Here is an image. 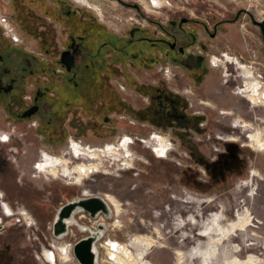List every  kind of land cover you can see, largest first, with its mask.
Listing matches in <instances>:
<instances>
[{
	"label": "rangeland",
	"instance_id": "obj_1",
	"mask_svg": "<svg viewBox=\"0 0 264 264\" xmlns=\"http://www.w3.org/2000/svg\"><path fill=\"white\" fill-rule=\"evenodd\" d=\"M50 1L37 0L30 10L24 0L15 3L20 33L30 39L23 45L34 49L40 57H44L48 39L41 29L47 25L42 10ZM67 1L120 31L131 26L135 18L142 20L135 8L118 0H88L96 9L76 0ZM124 1L138 3L145 16L164 23L178 12L207 19L233 17L241 9H248L258 21L264 20V0H156L162 2L159 8L151 6V0ZM223 28L219 41L210 42L211 55L220 48L221 53L242 56L245 69L254 71L252 81H256V71L264 76V41L260 27L244 14L237 23ZM6 38L13 42L10 37ZM225 62L222 57L215 66L210 65L209 81L193 88V93L188 87L185 93L190 98L194 96L197 109L207 114V120H201L200 126L180 124L171 118L162 120V126H148L147 121L145 126L128 125L124 123L137 122L133 114L129 116L116 110L112 111L115 123L106 125L100 119L94 126V114L85 107L76 111L71 122L66 121L64 126H37V118L33 120L34 126H17L16 136L13 140L8 138L9 141L2 139L5 140L6 134L9 136L14 126H0V144L4 150L9 152L13 147L18 151L0 163L3 171L0 188L12 191L15 186L29 194L28 201L18 200L11 193L6 196L0 189L6 201L0 202V264H79L73 253L74 244L89 235V229L98 230L100 223L104 229L97 242L96 264H121L108 257L105 243L110 241L129 245L131 255L127 250L125 264H237L250 260V264H264V150L258 149L251 139L256 135L264 142V105L260 102L252 105L237 92L242 81L230 87L223 83L228 78L222 76ZM167 69L162 70V82L174 88L171 79L174 70L169 68L171 72L166 73ZM147 73L142 74L144 78H149ZM261 80L264 84V79ZM260 84L258 81V87ZM217 89L222 93L215 92ZM262 89L258 91L260 94ZM213 91L221 94L216 103L206 97ZM121 97L122 101L126 97L131 109L134 105L149 107L147 100H141L134 92L126 95L121 91L120 98L115 99L121 102ZM116 107L110 105L112 109ZM230 107H237L235 119L252 126H222L218 110ZM156 135H163L161 138L166 140L168 146L162 154L167 150V157L158 156L160 144ZM129 137L133 140L130 147L122 142ZM72 141L82 143L83 150L91 157L76 160L70 152ZM121 142V147H113ZM160 143L162 148L161 140ZM7 163L12 166V174H8ZM41 164L42 169H37ZM78 165H92L99 171L94 169V173L78 184L79 172H75ZM92 195L114 198L120 205L119 215L110 204V218L100 215L92 219L78 211L71 218L69 234L63 238L53 234L57 212L50 215L47 226L37 224L35 218L40 217L42 221V217H48L47 213L35 212L38 206L55 204L58 211L70 200ZM5 203L12 207L14 215H5ZM47 250L54 252L55 262L42 255Z\"/></svg>",
	"mask_w": 264,
	"mask_h": 264
},
{
	"label": "flooded vegetation",
	"instance_id": "obj_2",
	"mask_svg": "<svg viewBox=\"0 0 264 264\" xmlns=\"http://www.w3.org/2000/svg\"><path fill=\"white\" fill-rule=\"evenodd\" d=\"M26 1L24 0L27 3L26 8L30 10L34 8L37 0ZM76 1L97 8L88 0ZM15 3L17 4L18 0H0V8L9 13L17 25L19 35L15 40L7 36L3 29L0 30V126H14L9 136L5 135V140L1 135L2 141H7L8 138L13 140L17 126H34L35 118L38 119L37 126L67 125L66 121L71 122L75 112L83 107L94 114V126L98 125L100 119L106 125L115 123L112 114L114 110L129 113V116L133 114L137 122L124 123L128 125L131 123L134 126H145L147 121L148 126H162V120L171 118L180 124L200 126L201 120H207V114L204 110L197 109L199 106L194 102V96L190 98L185 96V93L188 87L193 93V88L206 84L211 76L208 67L215 66L222 57L226 61L225 66H222V76L228 77L223 83H228L227 86L230 87L242 81V85L237 87V92L252 105L257 104L251 95L259 91L258 81L257 78L255 82L251 80H255V76L253 71L248 72L245 69L242 56L240 60L238 56H231L228 52L221 53L220 48L216 50L215 55L210 53V42L219 41L224 25L237 23L244 14L250 16L246 11L248 9L238 10L233 17L214 16L207 19L193 16L191 13L178 12L164 23L145 16L138 3L124 1L121 3L135 8L142 20L148 23L146 25L142 20L135 18L131 26L120 31L107 26L102 19H95L92 12L78 10L67 0H52L46 3L43 9L45 12L51 9L52 14L42 15L47 25L41 29L47 33L48 39L43 51L44 57H40L34 49L23 45L25 40L28 42L30 39L20 33L18 8ZM136 4L139 7H136ZM150 5L158 8L163 6L161 1L156 0H151ZM29 22L28 20L27 23ZM6 37H10L13 42ZM228 64L234 66L229 67ZM164 68H168L166 73L171 72L169 68L174 70L171 78L174 88L163 84ZM147 72L149 78H144L142 74ZM153 72L158 73L153 75ZM245 81L248 82L247 85ZM115 88L126 95L136 93L141 100H147L149 107L134 105V109H131L126 97L123 101L121 97V102L115 99L118 96L120 98L121 94V91ZM215 92L222 93L220 89ZM215 92L206 97L216 103L221 94L217 95ZM101 102H104L103 106ZM110 105H116L117 109L110 108ZM236 110L237 107L218 110L222 115V126H252L251 123L243 124L241 119H235L234 114L238 113ZM216 121L219 122L220 119ZM161 136L157 139L160 144L159 156L163 155L168 146ZM124 142L128 145L127 140ZM14 153L18 151L13 147L6 152L0 144V163L3 158L9 160ZM16 160L18 159L15 158ZM9 166L8 170H11L12 166ZM79 166L82 168L77 166L75 172H79L80 179L86 177L94 167ZM39 168L42 169V164ZM2 173L0 166V175ZM0 197L3 198V195ZM106 198L119 215L118 201L111 197ZM129 252L131 255V251ZM42 255L50 260L44 253ZM121 255L128 256L127 251ZM53 260L51 263L55 262L56 257Z\"/></svg>",
	"mask_w": 264,
	"mask_h": 264
},
{
	"label": "water",
	"instance_id": "obj_3",
	"mask_svg": "<svg viewBox=\"0 0 264 264\" xmlns=\"http://www.w3.org/2000/svg\"><path fill=\"white\" fill-rule=\"evenodd\" d=\"M118 1L124 2L123 0ZM135 6L139 7L137 4ZM246 11L252 17L253 23L260 27L264 41V20L258 21L248 10ZM78 211H83L92 219H97L100 215L104 218H110L112 216L110 205L102 196H82L78 199L70 200L63 204L57 211L53 225V234L56 238H63L69 234L70 225L68 220ZM103 229L104 224L100 223L98 230L89 229V235L81 238L74 244L73 253L79 264H96L94 244L100 239Z\"/></svg>",
	"mask_w": 264,
	"mask_h": 264
},
{
	"label": "bare ground",
	"instance_id": "obj_4",
	"mask_svg": "<svg viewBox=\"0 0 264 264\" xmlns=\"http://www.w3.org/2000/svg\"><path fill=\"white\" fill-rule=\"evenodd\" d=\"M245 84L247 85L248 84V82H246L245 81ZM259 88V90H261L260 89V86L258 87ZM257 91V90H256ZM257 95V96H256ZM263 95H264V91L263 92H261V94H260V92H259V94H258V92L256 93V94H253V96H252V99H254L255 100V103H261V104H263L264 105V97H263ZM251 99V98H250ZM253 101V100H252ZM161 135H156V137H155V139L157 140L158 139V137H160ZM251 139H252V141H255L254 143H256V147L258 148V149H263L264 150V144H262V143H264V142H260L259 140H258V137L256 136V135H252L251 136ZM128 141V146H130L131 145V143L133 142V140L129 137V139H123V141L122 142H124V141ZM158 141V140H157ZM122 142L120 143V144H117V145H115V146H113L114 148H119V147H121L120 145L122 144ZM119 145V146H118ZM127 145V144H126ZM252 145L253 144H250V146L252 147ZM112 149L110 148V149H107L106 151H107V153H109V151H111ZM70 152L73 154V156H74V158L76 159V160H80L82 157H85V156H87V157H91V155L87 152V151H85V150H83V144L82 143H77L76 141L74 142V141H72L71 142V147H70ZM154 152L156 153V150L154 149ZM157 154V153H156ZM159 156V155H158ZM160 157H167L166 155H162V156H160ZM81 164V163H80ZM84 164V163H83ZM40 167V166H39ZM39 167H37V169H39ZM78 168L80 169V168H82L81 166H79L78 165ZM77 168V169H78ZM94 169H95V171L97 172V170H98V168L97 167H95V168H91V171H89L88 172V174L86 175V177H84L83 179H80V176L78 177V180H80V182L78 183V184H82V182L84 181V179L85 178H87V177H89V175L90 174H92V173H94ZM77 178V177H76ZM105 198V197H104ZM105 200L113 207V205L108 201V199H106L105 198ZM113 209H114V207H113ZM3 211H4V213H5V215H7V216H12V215H14V210L12 209V207L11 206H9L8 204H4V206H3ZM115 211V210H114ZM72 220L70 219V220H68V223H69V225L72 223L71 222ZM2 222V219L0 218V223ZM117 223V222H116ZM2 227V226H1ZM101 233H102V231H101ZM115 244L116 245H118V248H117V250H113V251H111L110 250V252H109V255H111L112 257H114L113 258V260L114 261H116V260H118L119 259V261H121L120 263L121 264H125V262H124V260H123V258H124V255H121V253H123V254H125V252L127 251V250H129V245H125V244H120V243H118V242H116V241H110V243H109V245L111 246V245H114L115 246ZM68 246H70V245H68ZM55 248H56V246H54ZM71 248V247H70ZM123 251H125V252H123ZM130 251V250H129ZM114 254V255H113ZM45 255H46V257L47 258H49L50 260H52V261H54L53 259H54V257H55V254H54V252L53 251H50V250H47V251H45ZM67 255H68V257H70V255L67 253ZM126 258H128V256H126ZM98 260H97V258H96V262H97ZM118 261V262H119ZM251 263V260L250 261H246V262H242V261H239L237 264H250Z\"/></svg>",
	"mask_w": 264,
	"mask_h": 264
},
{
	"label": "built area",
	"instance_id": "obj_5",
	"mask_svg": "<svg viewBox=\"0 0 264 264\" xmlns=\"http://www.w3.org/2000/svg\"><path fill=\"white\" fill-rule=\"evenodd\" d=\"M0 26L3 29L4 33L7 36H11L13 37L15 40L18 39L19 35L17 34V27H15V23L13 22V20L11 19V16L9 15V13L5 10L0 8ZM240 59V58H239ZM241 60V59H240ZM251 65H249L248 67H250ZM253 71V70H252ZM254 72V71H253ZM256 77L257 80L262 82V84H260L259 86L261 87V89L264 91V84H263V80L264 76L262 73H259L258 71H256ZM264 97V95H263ZM1 195V194H0ZM3 203V202H2ZM99 241V240H98ZM97 241V242H98ZM97 242L94 244V250L96 252V258L98 260V246H97ZM105 245H107V249H109L108 253L113 250H117L118 245L115 244L114 245H109V243H105ZM114 255V254H113ZM110 260H113L114 257H112L111 255H108ZM114 261V260H113Z\"/></svg>",
	"mask_w": 264,
	"mask_h": 264
},
{
	"label": "crops",
	"instance_id": "obj_6",
	"mask_svg": "<svg viewBox=\"0 0 264 264\" xmlns=\"http://www.w3.org/2000/svg\"><path fill=\"white\" fill-rule=\"evenodd\" d=\"M11 170H8V174H12L11 172H10ZM12 177V176H11ZM16 177V176H15ZM11 183H12V181H11ZM13 186H14V184H13ZM1 188H2V191L4 190L5 192H6V196H7V194L8 193H11L12 194V198H16V199H18V200H21V199H23V200H29V194L27 193L28 191L27 190H23V191H20V190H18L17 188H15V186H14V188H13V190L12 191H10V190H8V188L7 187H3V186H1ZM0 188V189H1ZM155 190H156V188H155ZM20 197H22V198H20ZM12 198H10V200H12ZM25 198V199H24ZM22 200V201H23ZM1 201L2 202H4L5 201V198L3 197L2 199H1ZM6 202V201H5ZM9 202V201H8ZM24 202V201H23ZM10 203V202H9ZM29 204V203H28ZM30 206V205H29ZM30 210H34L33 209V207H31V209ZM35 212L36 213H40V214H45V213H47L48 215V217H47V219H43V217H42V221H41V219H40V217L37 219V218H35L36 219V221H37V224L39 225H44L45 224V226H47V223L50 221V215L53 213V215L52 216H54L55 214H56V212H57V208H56V206H55V204H45V205H42V206H38L37 207V210H35ZM37 216H39V215H36V217ZM44 220V221H43Z\"/></svg>",
	"mask_w": 264,
	"mask_h": 264
},
{
	"label": "trees",
	"instance_id": "obj_7",
	"mask_svg": "<svg viewBox=\"0 0 264 264\" xmlns=\"http://www.w3.org/2000/svg\"><path fill=\"white\" fill-rule=\"evenodd\" d=\"M49 11L45 12L44 10H42L44 13H49V14H52V10L51 9H48Z\"/></svg>",
	"mask_w": 264,
	"mask_h": 264
}]
</instances>
